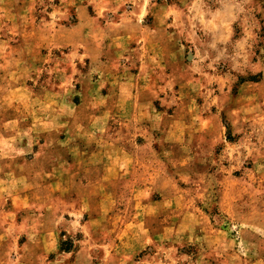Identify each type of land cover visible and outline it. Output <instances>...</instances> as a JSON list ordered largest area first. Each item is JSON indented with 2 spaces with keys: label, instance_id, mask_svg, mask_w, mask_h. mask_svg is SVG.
Instances as JSON below:
<instances>
[{
  "label": "rangeland",
  "instance_id": "rangeland-1",
  "mask_svg": "<svg viewBox=\"0 0 264 264\" xmlns=\"http://www.w3.org/2000/svg\"><path fill=\"white\" fill-rule=\"evenodd\" d=\"M100 1L0 0V264H264V0L162 67Z\"/></svg>",
  "mask_w": 264,
  "mask_h": 264
},
{
  "label": "crops",
  "instance_id": "crops-1",
  "mask_svg": "<svg viewBox=\"0 0 264 264\" xmlns=\"http://www.w3.org/2000/svg\"><path fill=\"white\" fill-rule=\"evenodd\" d=\"M191 1L186 5L184 0H101L103 11L112 14L107 19L110 29L106 39L102 37V49L123 51L119 56L132 60L135 57L141 66L162 67L181 62L188 45L198 42V32L205 31L209 23L191 18L188 8L195 7ZM195 1L198 5V0ZM216 8L214 15L219 12ZM79 11L82 18L78 27H88L90 18L85 17L83 7ZM218 41L220 38L215 43Z\"/></svg>",
  "mask_w": 264,
  "mask_h": 264
}]
</instances>
